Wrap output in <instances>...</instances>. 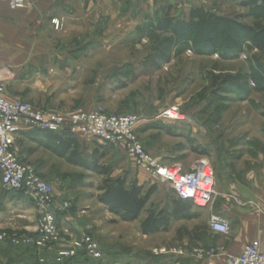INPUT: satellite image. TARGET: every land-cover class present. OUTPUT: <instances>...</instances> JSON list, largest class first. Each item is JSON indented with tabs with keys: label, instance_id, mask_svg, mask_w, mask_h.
Segmentation results:
<instances>
[{
	"label": "rangeland",
	"instance_id": "rangeland-1",
	"mask_svg": "<svg viewBox=\"0 0 264 264\" xmlns=\"http://www.w3.org/2000/svg\"><path fill=\"white\" fill-rule=\"evenodd\" d=\"M259 5L264 6V0L63 1L65 7L79 8L74 21L67 15L63 21L54 18L56 29L48 35L64 42L58 47L66 57L64 68L50 71V78L43 80L46 93L17 100L66 115L99 107L111 114L135 113L140 117L138 138L149 153L165 165L180 163L186 170L208 158L217 180L220 172L236 166V160L242 157L241 165L247 167L255 152L264 151V89L256 90L264 51L237 36L233 39L229 31L221 41L224 49L213 51L202 46L206 36L183 39L175 29L180 21L190 20L196 8L233 26L264 29V14L255 11ZM169 20L171 26L165 28ZM42 97L47 105L36 103ZM172 108L179 117L165 115ZM77 140L82 157H98L100 165L112 169V178L125 176L129 185L142 184L145 191L157 186L144 211L135 220L122 219L99 201V186L107 176L73 164L58 151L40 148L24 162L53 186L52 208L64 244L88 235L103 257L81 250L79 263L59 261L56 245L39 250L13 244L10 236L36 234L38 210L25 216L6 208L0 216V235L7 237L0 239V264H195L212 262L219 254L216 247L201 243L208 231L207 210L174 220L167 230L144 234L141 223L151 211L171 209L175 195L170 183L153 181L140 171L122 146L84 135ZM205 148L209 153L200 151ZM11 244L19 246L15 249L25 252L27 260L14 254ZM211 247L216 251L212 257L195 253Z\"/></svg>",
	"mask_w": 264,
	"mask_h": 264
},
{
	"label": "built area",
	"instance_id": "built-area-1",
	"mask_svg": "<svg viewBox=\"0 0 264 264\" xmlns=\"http://www.w3.org/2000/svg\"><path fill=\"white\" fill-rule=\"evenodd\" d=\"M12 9L30 7V0H7ZM166 116L179 117L177 108L166 111ZM140 117L135 113L111 114L102 107L93 111H76L64 114L36 107L27 101L9 99L4 81L0 78V173L5 189L19 191L31 199L38 210V224L35 235H13V244L33 245L39 250L58 246V260L74 257L84 250L93 258L100 259L103 253L91 236L82 235L70 244L62 240L54 204V190L51 183L43 179L32 165L24 162L15 150L16 135L24 128L63 131L84 135L103 144L122 146L136 165L156 182H168L182 199H191L195 205L206 208L216 196V174L208 158L197 161L186 170L180 163L165 165L158 156L147 151L138 138ZM211 227L219 232H228L227 221L220 216H212ZM7 238L6 234L0 239ZM63 244V245H62ZM62 245V246H61ZM200 257H212L216 251L195 249ZM44 261L43 258H41ZM230 264H264V253L256 242L247 243L239 256L229 259Z\"/></svg>",
	"mask_w": 264,
	"mask_h": 264
},
{
	"label": "crops",
	"instance_id": "crops-1",
	"mask_svg": "<svg viewBox=\"0 0 264 264\" xmlns=\"http://www.w3.org/2000/svg\"><path fill=\"white\" fill-rule=\"evenodd\" d=\"M31 1L32 8L12 9L7 0H0V78L6 83L10 99L25 100L30 98V94L46 93L43 80L50 78V71L63 70L62 63L66 58L58 50L64 42L48 36L56 29L52 20L57 18L63 21L67 15V19L74 21L79 13L78 7L63 6L66 0ZM47 102L45 97L36 101L40 105H47ZM35 131L26 127L16 135L14 147L23 161H27L40 148L49 149L43 144L40 133ZM255 153L253 160L247 162V167L241 165V157L232 169L218 174L216 200L209 208L202 209L207 210L208 231L201 236V243L216 247L219 254L212 262L200 261L195 264H230L229 259L239 256L243 247L250 242L258 243L264 253V151ZM135 166L138 167L136 163ZM6 208H14L29 216L36 205L21 192L5 189L0 173V216ZM212 216L224 218L229 224V231L213 230L210 226ZM0 222H3L2 217ZM13 252L27 260L25 252L16 249Z\"/></svg>",
	"mask_w": 264,
	"mask_h": 264
},
{
	"label": "trees",
	"instance_id": "trees-1",
	"mask_svg": "<svg viewBox=\"0 0 264 264\" xmlns=\"http://www.w3.org/2000/svg\"><path fill=\"white\" fill-rule=\"evenodd\" d=\"M255 11L258 14H264V6L259 5ZM170 26L171 20L165 24V28H169ZM228 31L233 32L232 34L235 37H233V39L236 40L237 36L241 42L248 41L253 48L264 51V29L253 31L250 27L242 25L233 26L228 23L226 19L206 13L201 8L194 9L191 13V19L188 21H180L175 29L178 37L183 39H189L194 34L200 37L206 36L207 40L203 42L202 46L211 48L213 51L224 49L221 41H226L224 36L227 35ZM226 37H228V35ZM257 71L256 80L258 85L256 86V90L261 91L264 89V69L259 67ZM35 132L40 133L41 139H44L43 144L46 147L66 156L67 160L73 164L83 165L98 174L107 176L99 186V191L101 193L98 197L99 201L111 212L120 215L122 219L127 221L135 220L142 214L145 206L157 189L156 185H152L145 191L144 185L142 184L135 182L129 185L127 177L125 176L112 178V169L105 165H100L97 161L98 157L95 156L91 160L82 157L81 153L78 151L77 135L71 133L69 130L48 131L36 129ZM195 150L198 151V148L196 147ZM200 151L203 154L209 153L207 148ZM173 192L175 197L172 199V206L169 211L157 213L151 211L143 220L141 223V230L144 234H152L161 230H167L174 220L192 216L197 210L203 209L195 205L191 199L180 198L174 189ZM12 246L13 250L19 248V246ZM31 248L32 247H29L28 250ZM34 248L36 249V247ZM79 252L76 256L66 259L79 263L81 259L79 256L83 251Z\"/></svg>",
	"mask_w": 264,
	"mask_h": 264
}]
</instances>
